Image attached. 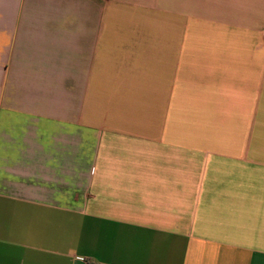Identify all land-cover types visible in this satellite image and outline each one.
<instances>
[{
    "label": "crops",
    "instance_id": "0c3cea01",
    "mask_svg": "<svg viewBox=\"0 0 264 264\" xmlns=\"http://www.w3.org/2000/svg\"><path fill=\"white\" fill-rule=\"evenodd\" d=\"M0 264H264V0H0Z\"/></svg>",
    "mask_w": 264,
    "mask_h": 264
}]
</instances>
